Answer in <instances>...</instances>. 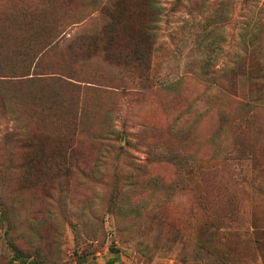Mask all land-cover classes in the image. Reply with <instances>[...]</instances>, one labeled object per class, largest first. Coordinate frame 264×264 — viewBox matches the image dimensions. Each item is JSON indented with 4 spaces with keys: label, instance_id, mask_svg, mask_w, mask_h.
<instances>
[{
    "label": "rangeland",
    "instance_id": "obj_1",
    "mask_svg": "<svg viewBox=\"0 0 264 264\" xmlns=\"http://www.w3.org/2000/svg\"><path fill=\"white\" fill-rule=\"evenodd\" d=\"M257 163L264 0H0V264H264Z\"/></svg>",
    "mask_w": 264,
    "mask_h": 264
},
{
    "label": "trees",
    "instance_id": "obj_2",
    "mask_svg": "<svg viewBox=\"0 0 264 264\" xmlns=\"http://www.w3.org/2000/svg\"><path fill=\"white\" fill-rule=\"evenodd\" d=\"M119 58L124 62V63H127V60H126V58H128V56H123V55H119ZM142 61H144V64L146 63V60L144 59V60H142ZM245 151V147H244V145H239V149L237 150V153H240V154H242L243 152ZM251 161L254 163V162H259L258 161V159L256 158V157H252L251 158ZM255 167H264V164L263 165H261V164H256V166ZM262 170H264V169H261V171Z\"/></svg>",
    "mask_w": 264,
    "mask_h": 264
}]
</instances>
